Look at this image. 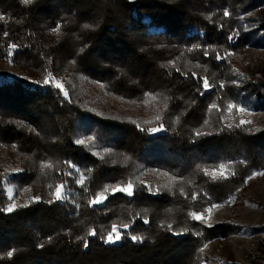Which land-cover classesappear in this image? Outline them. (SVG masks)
<instances>
[{
	"label": "trees",
	"instance_id": "trees-1",
	"mask_svg": "<svg viewBox=\"0 0 264 264\" xmlns=\"http://www.w3.org/2000/svg\"><path fill=\"white\" fill-rule=\"evenodd\" d=\"M263 9L264 0H0L6 17L0 57L27 74L0 82V142L15 143L28 156L25 173L13 181L39 193L65 182L73 190L67 200L9 213L0 171V264H202L207 241L239 234L241 225L208 227L189 213L242 198L237 191L264 168V127L229 128L224 120L230 103L251 99L264 110V78L232 83L238 79L232 53L264 46V14L244 17ZM234 32L239 35L229 40ZM12 43L18 47L9 55ZM49 73L72 88L67 99L33 82ZM205 76L214 86L207 91L198 79ZM83 78L85 87L96 82L125 101L150 104L154 116L97 107ZM213 103L218 108L210 110ZM161 124L164 130L150 134ZM82 137L85 143L77 144ZM42 160L52 166L40 168ZM221 163L229 165L227 176L204 175L202 169ZM71 165L85 176L83 186ZM146 171L158 194L147 190ZM129 180L133 196L110 193ZM105 188L106 202L89 205ZM161 223L189 231L175 235ZM112 224L130 225L120 243L100 239ZM91 229L97 235H88ZM132 235L144 240L134 242Z\"/></svg>",
	"mask_w": 264,
	"mask_h": 264
},
{
	"label": "rangeland",
	"instance_id": "rangeland-1",
	"mask_svg": "<svg viewBox=\"0 0 264 264\" xmlns=\"http://www.w3.org/2000/svg\"><path fill=\"white\" fill-rule=\"evenodd\" d=\"M226 12H228V10H226ZM263 14L264 9L249 13L248 15L246 14L244 17ZM0 17H3V19L0 20L6 19L1 12ZM15 50H11V55ZM232 54L234 58L233 69L238 78L236 80L237 85L243 86L253 82L256 78H264V46L258 47L250 45L245 47L243 51ZM26 75L25 70L11 58L0 57V82L26 78ZM47 76L48 74L46 77ZM46 77L42 79V82ZM57 78L65 84L68 92L72 91V88H70L69 85L67 86L63 78ZM82 84H84V90H88L91 95L95 96V101H97L95 104L97 107L127 109L129 114L134 117H139L141 113L146 116L147 119L154 116L153 107L148 103L142 104L125 101L114 92L103 90V88H101L102 85L96 82H88L85 87V78H83ZM40 86L43 88H53L51 86H45L43 83H40L39 87ZM65 98L67 99L68 97ZM231 105L235 104L230 103L228 105L224 117L227 125L237 124L240 123L241 120H245L250 121L256 129L264 127V110L258 109L254 101L248 99L245 103L235 106L229 111V106ZM241 109H243V111H241ZM158 132L153 133L150 131V134L153 135ZM82 140L87 139L82 137ZM27 163L28 156L22 154L15 143L10 145L0 142V171L4 174L5 191L10 203L29 205L32 197H40L41 202H47L53 199L52 193L55 188L52 184H48L45 193H39L34 191L30 186L19 187L17 183L13 181L14 176L25 173V165ZM45 165L52 166L50 161L42 160L39 167L45 169ZM72 169L78 171V180L82 173L79 172L77 166L72 167ZM207 169L211 171L212 169L218 168ZM262 171H264V168L254 173ZM254 173L250 176L251 179H247L246 185L237 191V194L241 195L242 198L238 199V196L235 195L231 197L227 203L219 204L220 207L212 209L211 219L208 221L212 227L222 222L230 221L234 224L241 225L242 230L239 234L227 237H216L207 241V243H205L207 246L205 247L204 245L202 248V254L208 258L203 260L202 264H264V230H262V228H264V175H255ZM149 174L150 171H146L143 176V181L146 186L150 184L151 178L147 177ZM217 175L219 174L217 173ZM224 176H227V168L224 170ZM64 184L66 185L65 195L69 198L73 190L67 182ZM50 185L51 187H49ZM110 193L113 194L111 191ZM105 202L106 200L92 206H99ZM205 225L208 226L207 224ZM120 242L121 240L111 244ZM229 254H231L233 260L229 259Z\"/></svg>",
	"mask_w": 264,
	"mask_h": 264
},
{
	"label": "snow or ice",
	"instance_id": "snow-or-ice-1",
	"mask_svg": "<svg viewBox=\"0 0 264 264\" xmlns=\"http://www.w3.org/2000/svg\"><path fill=\"white\" fill-rule=\"evenodd\" d=\"M23 2L25 4H30L32 2V0H23ZM224 15L228 16V15H230V13L224 12ZM0 19H3V17H0ZM53 31H59V26H57V28L53 29ZM5 35H7V33H5ZM238 35H239V32H234V33H232L231 35L228 36V39L232 40ZM17 47L18 46L15 43H12L10 45L9 55L11 54V50H15V49H17ZM195 47L199 48L200 46L196 45ZM208 54L209 53L207 51L204 52V55L207 56ZM228 55H231V53H226L225 56H220L219 54H217L216 58L218 60H224L226 58V56H228ZM172 63L174 64L175 62L173 61ZM177 71H179V69H177ZM195 75L196 74L193 73V76H195ZM198 79H202V88L205 91L210 90L211 88L214 87L209 82V79L206 76L202 77V78H198ZM33 82L37 83V84L41 83L40 81H33ZM42 83L45 86H51V87L55 88L56 90H58V92L60 94H62L63 97H68L69 96V92H68L67 88L65 87V84L60 79H58L57 77L53 76L51 73L48 74V76L43 80ZM232 83H236V81L233 80ZM219 86L221 88H223L224 87V83L221 82ZM233 107H235V105L229 106V111ZM216 108H218V105L213 103L211 105V107H210V110L211 109H216ZM241 111H243V109H241ZM159 119H160V117H157V120H159ZM247 123H250V121L241 120V122H240L241 125L242 124H247ZM236 126L239 127L240 125H236ZM227 127L231 128V127H233V125L229 124V125H227ZM161 130H164L162 124L160 125V127H156V128H151L150 129V131L153 132V133L161 131ZM201 135H206V133H201L199 131L195 132V136L199 137ZM88 139H89V142L94 140L93 137H89ZM76 143L83 145L85 143V141L84 140H77ZM106 151L110 152L111 150L110 149H106ZM97 155H99V153H97ZM65 164L68 165L69 162L65 161ZM45 167H51V165H45ZM72 167H75V166L72 165ZM227 167H229V165L221 163V164H219L218 169H212L211 171H209V169L204 168V169H202V171H203L204 175L208 176L210 179L216 180V179L224 176V170ZM17 171H19V170H17ZM217 173L219 175H217ZM254 174L255 175H264V171L257 172V173H254ZM67 175H71V173L69 172V173H67ZM249 179H251V177H249ZM75 182L83 186L85 184V177L83 176V174H81V177L78 180H76ZM140 183H143V182L141 181ZM49 187H51V185ZM146 187H147V190L150 193H152V194H158L160 192L159 188H156L155 192H153V188H152V186L150 184L147 185ZM65 189H66V185L64 183L57 184L55 186V189H54L53 193H52L53 199L48 200L47 203L48 204H53V203H55L57 201L66 200L68 197L65 195ZM69 191H70V189H69ZM180 191L183 193V189L182 188L180 189ZM106 192H108V188H105L104 191L99 192L94 198L90 199L88 201L89 205L100 204V203L104 202L105 200H107L108 197L105 195ZM111 192L113 194H115V193H124V194H126L128 196H133L134 195V182L132 180H129V181H127L125 186H121L120 184H117L115 187H113L111 189ZM191 199L196 200L197 199V195H193L191 197ZM40 200H41L40 197H32L30 203L31 202H38ZM27 206L28 205H17L16 203H10V204L7 205L5 210L7 212L11 213L14 210H17L19 207H27ZM218 207H220L219 204L210 203L209 206L204 208L203 210L191 212V213H189V215H190V217L193 220L200 221L201 223L207 224L208 227H212V225L209 224L208 221L211 219L212 209L213 208H218ZM147 222L148 221L145 220V223H147ZM160 226L162 228H166L170 232H173V234H175V235H181L184 232L189 231V229H187V228H181L180 231L176 232V231L173 230V224H171V223H167V224L161 223ZM128 228H130L129 224H123V225H120V226H118L116 224H112L111 225V230L108 231L106 235H101L100 239L103 240L105 243H108V244L115 243V242H117V241H119V240H121L123 238V235L125 234L123 230L128 229ZM196 234L200 235V233H196ZM88 235L95 236V235H97V232H96L95 229H91L90 232L88 233ZM130 238L134 242H142L144 240L143 236H137V235H132ZM49 239H51V238L49 237ZM80 239H83V237H81ZM206 246L207 245H205V247ZM40 247H43V245H40ZM84 247H86V248L88 247V243H87L86 240L84 242ZM200 251L203 252V249H200ZM14 252H15V250L8 251L6 253L7 257H12L14 255Z\"/></svg>",
	"mask_w": 264,
	"mask_h": 264
}]
</instances>
